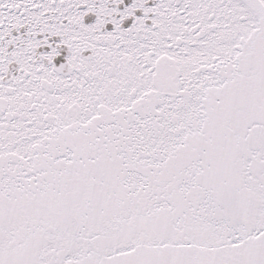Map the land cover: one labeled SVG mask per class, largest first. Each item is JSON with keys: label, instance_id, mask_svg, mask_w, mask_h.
I'll return each instance as SVG.
<instances>
[{"label": "snow or ice", "instance_id": "6c2138e0", "mask_svg": "<svg viewBox=\"0 0 264 264\" xmlns=\"http://www.w3.org/2000/svg\"><path fill=\"white\" fill-rule=\"evenodd\" d=\"M0 264H264V0H0Z\"/></svg>", "mask_w": 264, "mask_h": 264}]
</instances>
